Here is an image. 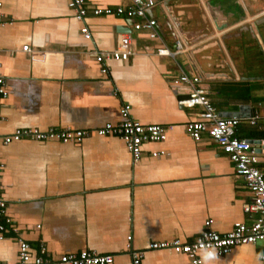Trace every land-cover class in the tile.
<instances>
[{"label": "crops", "instance_id": "crops-1", "mask_svg": "<svg viewBox=\"0 0 264 264\" xmlns=\"http://www.w3.org/2000/svg\"><path fill=\"white\" fill-rule=\"evenodd\" d=\"M1 1L3 198L33 251L41 242L53 257L87 248L126 264L132 250H142V264H185L184 254L149 243L191 241L207 219L220 233L253 222L243 210L251 194L228 155L212 139L184 131L199 108L180 105L174 79L183 70L198 75L216 111L240 119L235 134L259 140L253 144L264 166L263 122L249 123L252 113L264 114V0H157L148 13L164 42L173 46L182 37L191 49L173 57L156 54L161 42L133 30L131 19L92 14L123 0H87L83 21L66 0ZM84 25L90 39L80 32ZM124 32L133 54L98 62L97 53L112 51ZM26 44L30 52L22 50ZM124 102L140 123L168 127L164 141L142 145L137 162L116 135L3 143L18 127L93 131L119 121ZM158 150L167 155H151ZM17 249L14 239L1 240L0 261L15 264ZM262 254L264 241L238 245L210 264H264Z\"/></svg>", "mask_w": 264, "mask_h": 264}, {"label": "built area", "instance_id": "built-area-1", "mask_svg": "<svg viewBox=\"0 0 264 264\" xmlns=\"http://www.w3.org/2000/svg\"><path fill=\"white\" fill-rule=\"evenodd\" d=\"M67 5L74 11V17L83 21L89 12L87 0H66ZM124 3L111 7L95 6L92 9L94 15L116 14L132 20L131 28L135 31L145 32L146 37L152 40H159L161 45L156 47V54L162 56H176L191 50L179 37L173 46L167 45L157 28L156 18L149 15V10L157 0H123ZM0 0V26L6 22L1 10ZM82 36L91 38V32L86 25L80 28ZM23 51H31L26 44L22 46ZM186 52V51H185ZM133 54L131 34L124 32L116 38V46L110 52L97 53L98 62L107 59L116 61L127 60ZM107 67H101L100 71L105 73ZM174 86L182 98L178 100L180 105L197 107L196 119L186 122L183 125L184 131L194 140H201L203 137L212 139L217 146L227 154L234 167V174L243 178L245 187L249 190L251 197L243 205L245 212L255 215L253 222L246 225L236 222L234 227L226 232L216 231L211 219L205 220L201 232L191 241L182 242L178 238L170 241H153L149 248L161 249L171 248L176 253L186 256L185 264H203L201 252L215 250L216 255H224L238 245L255 244L264 241V166L259 162V149L254 146L250 139L238 137L235 129L240 122L237 116H222L208 98V90L201 82L198 75L192 72L182 71L174 79ZM8 96L5 77L0 72V104ZM258 121L263 122L264 114L254 112L249 117V123L254 125ZM168 127L162 124H142L137 121L130 112V105L122 103L120 107V119L116 123L107 122L104 125L93 129H70L60 127H49L41 130L35 127H18L10 134L3 137V143L32 140L45 141L57 139L61 142L80 143L84 137L92 132L100 135H116L124 143L126 149L134 162L140 160L143 150L142 145L146 142H162L167 137ZM151 155L164 156V150L152 151ZM3 164L0 161V241L12 238L17 243V261L15 264H113L112 254L98 253L92 249H82L78 252H70L53 257L44 243H39L33 251L30 243L23 237L19 228L6 213V202L3 198L1 182V170ZM144 252L132 250L130 259L126 264H142ZM264 259V254L261 255ZM0 264H8L0 261Z\"/></svg>", "mask_w": 264, "mask_h": 264}, {"label": "clouds", "instance_id": "clouds-1", "mask_svg": "<svg viewBox=\"0 0 264 264\" xmlns=\"http://www.w3.org/2000/svg\"><path fill=\"white\" fill-rule=\"evenodd\" d=\"M216 258L215 250L205 251L202 255V261L203 264H210V261L214 260Z\"/></svg>", "mask_w": 264, "mask_h": 264}, {"label": "water", "instance_id": "water-1", "mask_svg": "<svg viewBox=\"0 0 264 264\" xmlns=\"http://www.w3.org/2000/svg\"><path fill=\"white\" fill-rule=\"evenodd\" d=\"M216 46H219V44H216ZM200 50L199 49H196V50H194V52L193 53H197V52H199ZM256 142H259V140H254L253 141V143H256Z\"/></svg>", "mask_w": 264, "mask_h": 264}]
</instances>
